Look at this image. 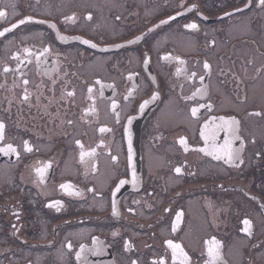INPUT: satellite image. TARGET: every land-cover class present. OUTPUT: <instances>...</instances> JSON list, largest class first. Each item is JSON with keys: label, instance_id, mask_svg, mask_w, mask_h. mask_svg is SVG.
<instances>
[{"label": "flooded vegetation", "instance_id": "obj_1", "mask_svg": "<svg viewBox=\"0 0 264 264\" xmlns=\"http://www.w3.org/2000/svg\"><path fill=\"white\" fill-rule=\"evenodd\" d=\"M0 11V264H264L258 0Z\"/></svg>", "mask_w": 264, "mask_h": 264}, {"label": "snow or ice", "instance_id": "obj_2", "mask_svg": "<svg viewBox=\"0 0 264 264\" xmlns=\"http://www.w3.org/2000/svg\"><path fill=\"white\" fill-rule=\"evenodd\" d=\"M258 3H259V6L264 7V0H258ZM4 15H5V13L2 12V11H0V17H3ZM25 22L26 21L21 20L20 21V24H23ZM188 27H190V28H196L197 25L196 24H191V25H188ZM0 35H3V33H0ZM85 43H87V41H85ZM92 47H95V45H92ZM204 67L207 69L209 66L207 64H205ZM196 112H197V110L195 108L192 109V115L193 116L196 115ZM235 123H237V122L236 121H225V124H235ZM3 128H4V125L3 124H0V136H2ZM101 131H104V129H101ZM181 143H184V141L182 140ZM83 155L84 154L82 153V158H83ZM227 155H228V158L229 159L232 158V153L230 151L227 153ZM216 158L219 159L220 157L217 156ZM176 171L179 172L180 169L178 168V169H176ZM245 223L247 224L248 222L245 221ZM169 246L173 248V251H174V259H175V251L177 249H179L180 246L179 245L172 244V242H170V241H169ZM209 254L210 255H213V249L212 248H209ZM181 255H183V253H181ZM213 258H215V256H213ZM186 260H187V256H184V261H186ZM161 264H163V262H161ZM181 264H183V261L181 262Z\"/></svg>", "mask_w": 264, "mask_h": 264}, {"label": "water", "instance_id": "obj_3", "mask_svg": "<svg viewBox=\"0 0 264 264\" xmlns=\"http://www.w3.org/2000/svg\"><path fill=\"white\" fill-rule=\"evenodd\" d=\"M229 151H231V149L224 148L223 151H222L223 153H218V156H219L220 159H222V160H234V159L236 158V157H234V156H232L231 159L228 158L227 153H228ZM214 156H217L216 153L214 154Z\"/></svg>", "mask_w": 264, "mask_h": 264}]
</instances>
